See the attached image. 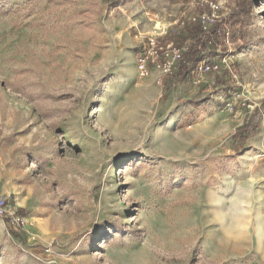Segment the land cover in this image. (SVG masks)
<instances>
[{
	"label": "rangeland",
	"instance_id": "obj_1",
	"mask_svg": "<svg viewBox=\"0 0 264 264\" xmlns=\"http://www.w3.org/2000/svg\"><path fill=\"white\" fill-rule=\"evenodd\" d=\"M212 3L220 69L140 78ZM0 198V264H264V0H0Z\"/></svg>",
	"mask_w": 264,
	"mask_h": 264
},
{
	"label": "built area",
	"instance_id": "obj_2",
	"mask_svg": "<svg viewBox=\"0 0 264 264\" xmlns=\"http://www.w3.org/2000/svg\"><path fill=\"white\" fill-rule=\"evenodd\" d=\"M219 6L215 3L211 4L212 14H202L198 17L201 22H208L210 18L217 16ZM213 16V17H211ZM196 19V17H195ZM197 19V20H198ZM142 36V35H141ZM143 43L142 48L138 53L137 57V69L140 78H145L153 73V70H157L164 75H172L180 61L184 60L183 48L176 47L174 43H164L161 37L156 33L147 35L146 40L141 39ZM220 69V64L216 62L203 61L199 65L195 66L193 72L196 73L197 78L195 80L196 84L201 82V77L208 72L218 71ZM9 213L12 222L17 226L24 227L25 218L14 214L10 210V206L5 199L0 198V215H5Z\"/></svg>",
	"mask_w": 264,
	"mask_h": 264
},
{
	"label": "trees",
	"instance_id": "obj_3",
	"mask_svg": "<svg viewBox=\"0 0 264 264\" xmlns=\"http://www.w3.org/2000/svg\"><path fill=\"white\" fill-rule=\"evenodd\" d=\"M240 2L242 3L232 8L230 21L232 19L244 18L247 15L246 6L248 3L245 1ZM200 9L211 10V6H209V4H202ZM225 32L219 20H215L209 28H205L200 20L190 18L184 22L183 28L171 31L168 36H176L180 41L178 43L187 42L186 47H184L185 55L189 57L190 64H195V66H197L208 56L210 59L208 62H213L212 52H214L216 44L224 39ZM188 68L189 67L186 65L183 66V69L188 70Z\"/></svg>",
	"mask_w": 264,
	"mask_h": 264
},
{
	"label": "bare ground",
	"instance_id": "obj_4",
	"mask_svg": "<svg viewBox=\"0 0 264 264\" xmlns=\"http://www.w3.org/2000/svg\"><path fill=\"white\" fill-rule=\"evenodd\" d=\"M164 29H165V25L162 24V23H159V25H158V31L159 32H163Z\"/></svg>",
	"mask_w": 264,
	"mask_h": 264
}]
</instances>
